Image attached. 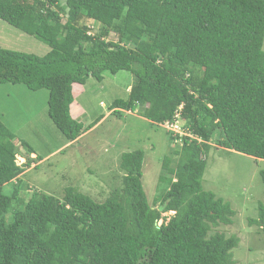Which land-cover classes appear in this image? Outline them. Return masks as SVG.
Masks as SVG:
<instances>
[{
	"label": "trees",
	"instance_id": "16d2710c",
	"mask_svg": "<svg viewBox=\"0 0 264 264\" xmlns=\"http://www.w3.org/2000/svg\"><path fill=\"white\" fill-rule=\"evenodd\" d=\"M0 19L50 47L39 55L0 46V83L47 88L48 114L67 142L105 117L85 126L73 115L82 85L123 70L134 81L111 115L137 111L154 124L180 110L184 128L202 139L176 143L169 132L159 176L168 187L153 201L144 149L121 155V181L104 201L74 187L26 199L21 176L44 157H30L23 139L29 158L18 164V137L0 118V264H234L239 238L212 229L236 212L203 177L215 139L264 160V0H0ZM260 176L264 184V168ZM258 209L250 223L264 232V201Z\"/></svg>",
	"mask_w": 264,
	"mask_h": 264
},
{
	"label": "rangeland",
	"instance_id": "374dc122",
	"mask_svg": "<svg viewBox=\"0 0 264 264\" xmlns=\"http://www.w3.org/2000/svg\"><path fill=\"white\" fill-rule=\"evenodd\" d=\"M0 46L39 55L50 49L3 19H0ZM133 81V74L125 70L117 74L106 72L102 81L91 76L82 85L85 90L78 100L85 113L76 118L88 126L101 115L105 117L78 142L64 145L61 150L56 148L67 140L48 114L49 90L33 91L24 84L0 83V118L18 137L17 163L25 164L29 158L27 149L20 146L23 139L36 152L30 157H45L31 163L22 174L23 186L29 188L21 191V196L29 199L33 190L40 189L61 197L66 187H74L97 201H104L113 185L121 181V155L136 149L145 151L143 185L148 200L153 201L158 190L168 187L166 182L159 183V176L163 171V159L171 151L170 131L163 123L153 124L137 111H126L122 118L110 114L112 102L127 97V87ZM178 122L184 124V119L181 117ZM213 145L207 154L203 187L229 202L236 214L232 224L219 225L212 232L239 238V245L233 251L234 264H264V232L259 225L250 223V219L259 218L258 206L264 201L260 176L264 160L217 148L216 139ZM11 188V184L5 186L7 191ZM173 214L168 211L163 216L168 220ZM162 222L160 219L159 223Z\"/></svg>",
	"mask_w": 264,
	"mask_h": 264
},
{
	"label": "built area",
	"instance_id": "2783aa9c",
	"mask_svg": "<svg viewBox=\"0 0 264 264\" xmlns=\"http://www.w3.org/2000/svg\"><path fill=\"white\" fill-rule=\"evenodd\" d=\"M182 109V106L180 107ZM181 118V111L178 110L175 114V117L173 120H167L163 123V126L165 128H167L171 133H174V136L176 137V141L175 142H180L181 139L179 136H188L191 138H196L199 141H202L201 138L194 136L193 134H191V132H189L188 130H186L184 128V124H180L178 121ZM180 140V141H179Z\"/></svg>",
	"mask_w": 264,
	"mask_h": 264
},
{
	"label": "crops",
	"instance_id": "0c3cea01",
	"mask_svg": "<svg viewBox=\"0 0 264 264\" xmlns=\"http://www.w3.org/2000/svg\"><path fill=\"white\" fill-rule=\"evenodd\" d=\"M85 113V109L80 105L79 101L78 100H75V102L72 104V113L73 115L76 117L82 113ZM87 114V113H86ZM67 144H71V142H67L65 141L64 144H61L58 148L56 149H59L61 150V148L64 147V145H67ZM45 159V157L43 158Z\"/></svg>",
	"mask_w": 264,
	"mask_h": 264
},
{
	"label": "clouds",
	"instance_id": "9594fccd",
	"mask_svg": "<svg viewBox=\"0 0 264 264\" xmlns=\"http://www.w3.org/2000/svg\"><path fill=\"white\" fill-rule=\"evenodd\" d=\"M164 123V122H163ZM162 125V124H161Z\"/></svg>",
	"mask_w": 264,
	"mask_h": 264
},
{
	"label": "bare ground",
	"instance_id": "6f19581e",
	"mask_svg": "<svg viewBox=\"0 0 264 264\" xmlns=\"http://www.w3.org/2000/svg\"><path fill=\"white\" fill-rule=\"evenodd\" d=\"M173 212V211H172Z\"/></svg>",
	"mask_w": 264,
	"mask_h": 264
}]
</instances>
